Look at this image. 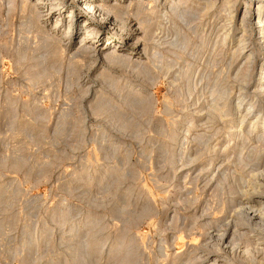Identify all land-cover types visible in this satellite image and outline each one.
Wrapping results in <instances>:
<instances>
[{
	"label": "rangeland",
	"instance_id": "rangeland-1",
	"mask_svg": "<svg viewBox=\"0 0 264 264\" xmlns=\"http://www.w3.org/2000/svg\"><path fill=\"white\" fill-rule=\"evenodd\" d=\"M35 1L0 0V264H264V229L237 215L264 206L255 2L146 11V59L109 66L55 39L81 24L56 2L30 19Z\"/></svg>",
	"mask_w": 264,
	"mask_h": 264
},
{
	"label": "bare ground",
	"instance_id": "bare-ground-1",
	"mask_svg": "<svg viewBox=\"0 0 264 264\" xmlns=\"http://www.w3.org/2000/svg\"><path fill=\"white\" fill-rule=\"evenodd\" d=\"M52 1H54L56 3L51 10V17H57L56 18L57 20H60L62 23L68 22V24L71 23L72 19L75 17L76 22L78 21L79 23H81V24H79L78 29H76L72 34L68 30H65V33H62V34H59V32H57L58 37H56L55 39H57L59 41V43H64L66 46H71L75 43L76 40L81 39L79 41L81 44L76 49V51H79L80 53H84L86 55H89V58H90V56H92L93 58L94 57L95 58H102L104 61H106L109 64V66H111L112 64H121V65L126 66V65H140V63H142L141 59H146L147 47H145L146 44H144L143 39L144 40L148 39L146 37L150 35V29H151L150 27H151L152 23L149 24L151 21L148 22L147 19L145 18V16L148 14V13L145 14V12L150 11L151 15H152V13H154L156 15V13H155L157 11L156 8H158L159 11L161 8L166 9L167 7H168V9L171 10V9H173V7L176 4L186 2L187 0H176L177 2H175V0H162V1L161 0L160 1L149 0V1H147V5L142 0H117V2L115 0H112V1L111 0H108V1L107 0H100V1L99 0H52ZM251 1L255 2V4H256L255 5L256 14L254 15V20L256 19L255 28H257V29L260 28L263 30L262 32H260V39H258L261 41L264 39V2L262 0H251ZM42 2H43V0H36L35 4L32 5L31 14L32 13L33 14H32V16H30V19L35 17L36 20L38 19L39 21L41 20V22L42 21L47 22V20H48L47 16L49 15V13H45V14L41 15L40 13H38L39 9L36 7V6L41 5ZM80 2H82V4ZM146 9H148V10H146ZM64 13H67V15L63 16ZM158 13H161V16H163L162 12H158ZM143 14H145V15H143ZM165 15L166 14H164V16ZM262 15H263V17H262ZM141 16L142 17L144 16V17L141 18ZM246 16H248L249 20H251L253 17V16L245 13L244 15H242L243 19H245ZM157 17H158V15H157ZM166 18H168V17H166ZM149 20H151V19H149ZM57 22L58 21H55L54 26L52 25L54 27V29H57V24H58ZM104 30H106L108 33L106 35V38H104V40H103L104 42L102 43V46L99 48L97 46L101 40H98V38H99L98 34L102 33ZM138 36H141V37L138 38ZM96 39L98 41H96ZM240 43H243V41L240 40ZM125 47H126V49H125ZM263 65H264L263 62L260 61V67H261L260 70H262V72L260 73V77L258 78L257 84L255 85L256 87H258L260 89L262 87H264ZM216 107H218V106H216ZM213 110L216 111V108H213ZM218 110H221V109L219 108ZM219 112L220 111H218V113ZM244 126L245 125H244L243 121H241L239 123V128H237L233 124L229 125L228 129H229L230 134H231L230 137L231 138L234 137L236 139L237 134L240 132V130H242V128ZM257 138H258L257 141H259V139L260 140L264 139L261 137H257ZM262 142H264V140H262ZM259 157L261 158V156H259V154L255 155L254 159H252L251 156L246 157V158H245V156H243V161L240 162L239 164L244 165L246 168V166H248V165L250 166L252 163H256L258 160H261ZM258 163L259 162H257V164ZM247 168H249V167H247ZM251 168H253V167H251ZM251 170L252 169H248V171L252 173ZM256 170H255V172H256ZM253 171H254V169H253ZM249 172H248V176L250 177ZM255 172H253L252 174H255ZM258 175H259V173H258ZM238 177H239V175H238ZM252 177L253 176H251V178ZM246 179H248V178L246 177ZM233 180H234L233 185L235 186V189H233V190L231 189L232 195L237 194L239 191L240 187L237 184H242L241 182L239 183L235 179H233ZM252 181L254 182V180H252ZM258 184H259V182H258ZM246 185L247 184H245V185L243 184V187ZM240 186H242V185H240ZM243 187L241 188V190L243 189ZM247 187H246V189H247ZM257 188L258 187L255 188L256 191H257ZM248 189H250V188H248ZM242 192H244V191H242ZM246 192H247V190L245 191V193ZM252 192H253V190H252ZM248 194H249V196L252 197V195H254L255 192L254 193H248ZM248 194H247V196H248ZM250 200L251 199L246 198L243 201L242 205H239L237 203L241 207L240 210L238 211L237 215H238V217H243L244 219L246 218V219L252 220V221L258 220L259 226L264 229V206L262 205V207H263V208L261 207L262 209H258L260 207L255 209L253 207V205L254 206L255 205H261L263 203V201L257 202V203L256 202L254 203V201H253L252 203H254V204L252 205ZM260 200H264V198L260 199ZM234 209L235 208L231 209V211L233 212ZM237 209H239V208H237V206H236V210ZM233 215H235V214H233ZM244 215H245V217H244ZM232 223H234V222H232ZM234 226H235V223H234ZM256 227H258V226H256ZM252 231L255 232V230H252ZM257 233H258V231H257ZM234 236H235V234L232 231L231 236H230L231 237V250H233L235 248V245H233L234 243L232 244V238ZM256 236H258L259 238H257L258 241L255 242V244L258 243L259 241L262 242V243L260 242V244H257L258 246L262 247V249H259V248H261V247H259L258 251L259 252L261 251V253L264 254V243H263L264 242V234L261 233V235H260L258 233ZM234 238H236V236ZM226 243H228V242H226ZM248 245L247 246L245 245L246 248H248V249L244 248L245 249L244 254L247 253L245 251H247V250L249 251ZM252 245H253V249L256 248V245H255V247H254V244H252ZM242 263L243 264H251V262H249V261H248V263L240 262V264H242Z\"/></svg>",
	"mask_w": 264,
	"mask_h": 264
}]
</instances>
